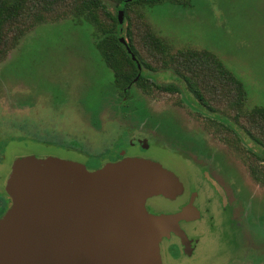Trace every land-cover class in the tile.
<instances>
[{"label":"rangeland","instance_id":"374dc122","mask_svg":"<svg viewBox=\"0 0 264 264\" xmlns=\"http://www.w3.org/2000/svg\"><path fill=\"white\" fill-rule=\"evenodd\" d=\"M138 10L174 51L197 47L216 52L245 82L247 107L264 105V0H165L139 5ZM93 30L73 15L43 22L0 60V218L12 204L9 180L21 162L32 157L87 162L73 148L102 153L119 140L121 125L110 118L109 105L118 100L117 87L94 45ZM158 76L177 79L170 71ZM131 95L127 107L134 126H154L169 141L158 140L145 153L185 182L201 186L198 205L205 216L188 225L200 239L197 251L188 257L171 247L165 264H264V187L182 94L148 95L134 84ZM92 126L105 130L94 131ZM248 144L256 147L250 140ZM196 161L216 170L203 174ZM217 179L230 192L235 213L246 224L243 230L230 226L233 214L213 187L221 185ZM182 199L155 196L152 208L170 213Z\"/></svg>","mask_w":264,"mask_h":264},{"label":"water","instance_id":"95a60500","mask_svg":"<svg viewBox=\"0 0 264 264\" xmlns=\"http://www.w3.org/2000/svg\"><path fill=\"white\" fill-rule=\"evenodd\" d=\"M119 19L123 23V10ZM121 41L141 70L127 39ZM9 187L0 264H163L162 236L174 231L188 244L180 220L200 214L192 200L177 213L155 216L147 209L149 198H175L183 187L173 170L144 157L95 168L32 157L17 165Z\"/></svg>","mask_w":264,"mask_h":264},{"label":"trees","instance_id":"16d2710c","mask_svg":"<svg viewBox=\"0 0 264 264\" xmlns=\"http://www.w3.org/2000/svg\"><path fill=\"white\" fill-rule=\"evenodd\" d=\"M163 1L0 0V60L7 58L21 37L40 23L70 15L86 21L94 29V45L112 70L121 95H130L131 84H137L148 95L182 94L203 117L205 126L230 145L253 179L264 187V105L247 107L245 82L216 52L197 47L172 49L138 10L139 5L153 6ZM120 10L124 11L123 23ZM122 36L141 62V70L121 41ZM161 71H170L177 79L160 80ZM109 105L117 112L115 108L128 104L119 97Z\"/></svg>","mask_w":264,"mask_h":264},{"label":"flooded vegetation","instance_id":"af4514ba","mask_svg":"<svg viewBox=\"0 0 264 264\" xmlns=\"http://www.w3.org/2000/svg\"><path fill=\"white\" fill-rule=\"evenodd\" d=\"M132 86L129 87L131 91H132ZM131 96H132L131 92L129 96H126V95L123 96L117 90L116 97L118 98L122 97L123 100L127 101V104H128V101L131 99ZM110 104H112V102ZM115 109L117 110V112L115 111L116 113L114 112V109L111 107V117L115 115V117H112V118H115V120L120 122V125H121V126H118L119 131L117 134L119 138L117 139L119 140L117 144H113L111 149H109L108 151L102 152V153H95V152H91L90 150H86V149L73 148V149L80 151L81 157L83 158L85 157V159L86 158L88 159L86 160L87 162H81V161H78V162L84 163L87 166L92 167V168L99 167L109 162H117L127 157H144V158H150V159H154V160L161 162L160 160L155 159L154 157H151L148 154H146L145 151L151 148L152 143L156 144L158 140L160 141H167V140L163 138L161 135H159V133L157 132V129H155L154 126H134L135 120H134L133 112H131V109L128 108L127 106L122 107V108H115ZM100 113L101 112H99V116H100ZM93 115H95V113ZM89 119H90V116H89ZM119 119L123 120L124 122L120 121ZM92 130L100 132V131L105 130V127L104 126H92ZM117 134L115 135L116 137H117ZM126 137H129V138L126 139ZM181 147L182 146L176 145V148L181 149ZM132 148H138L141 150V152L139 154L131 155L129 151H131ZM194 158L198 160L196 156ZM196 163L198 162L196 161ZM161 164L167 167L166 165H164V163L161 162ZM198 164L201 165V170L203 174L204 173L213 174V172L216 170L214 166L207 165L205 162H201ZM169 169L173 170L172 168H169ZM173 171L176 173L183 187L182 192L176 197H180L183 199L181 200L182 202L180 203V205L170 213H177V212L182 211L183 208L186 205H188L192 200L193 204L200 210V214H199V218L197 219L180 220L181 227L187 233L188 244H185L182 241L181 237L174 231H172L169 236H165V235L162 236L160 240V246H161L163 264H165L166 258L169 257L167 250L171 247L176 246L177 248H179V253L182 254L183 256L193 257L195 255L198 245L200 243V239L192 235V229H189L188 225L190 223H194L199 220H202L205 216L204 211L202 210L200 205H198V199L201 196V186L194 182H191V183L185 182L184 180H182V178L178 175V173L175 170ZM205 178L209 180V177L206 176ZM217 181L219 185L221 184L222 186L220 185L219 187H216L212 182L211 184H213L215 191H217V193L219 194L221 198V203L223 207L225 208V210L233 214V217L230 222V226L233 228H238V229L243 230L246 224L243 221V219L240 217L241 214L237 215L235 213L237 206H235V204L231 202L232 198H231L230 192H228V189L226 188V186H223L224 184L221 182L220 179H217ZM159 196H162V195H159ZM154 197H151L147 200L146 206H147V209L153 215L158 216L162 213L154 212L152 208ZM165 198H168V197H165ZM168 199H173V198H168ZM171 242L173 243L171 244Z\"/></svg>","mask_w":264,"mask_h":264}]
</instances>
